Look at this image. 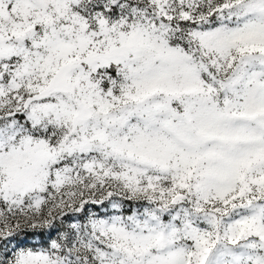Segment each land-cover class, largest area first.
<instances>
[{
    "label": "snow or ice",
    "instance_id": "obj_1",
    "mask_svg": "<svg viewBox=\"0 0 264 264\" xmlns=\"http://www.w3.org/2000/svg\"><path fill=\"white\" fill-rule=\"evenodd\" d=\"M0 264H264V0H0Z\"/></svg>",
    "mask_w": 264,
    "mask_h": 264
}]
</instances>
